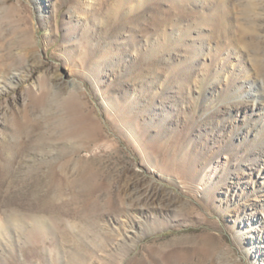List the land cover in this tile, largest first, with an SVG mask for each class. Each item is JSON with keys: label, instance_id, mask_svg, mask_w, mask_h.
<instances>
[{"label": "rangeland", "instance_id": "374dc122", "mask_svg": "<svg viewBox=\"0 0 264 264\" xmlns=\"http://www.w3.org/2000/svg\"><path fill=\"white\" fill-rule=\"evenodd\" d=\"M255 1L0 0V264H264Z\"/></svg>", "mask_w": 264, "mask_h": 264}, {"label": "bare ground", "instance_id": "6f19581e", "mask_svg": "<svg viewBox=\"0 0 264 264\" xmlns=\"http://www.w3.org/2000/svg\"><path fill=\"white\" fill-rule=\"evenodd\" d=\"M230 2V1H229ZM245 2V1H244ZM255 3H256V1L255 0H249V3L244 7L243 6V14H244V17L245 18H250V19H252L251 17V14H253V12H254V8H255ZM246 4V3H245ZM257 4V3H256ZM242 6V5H241ZM259 6V5H258ZM257 6V7H258ZM257 9V8H256ZM256 13V12H255ZM255 13H254V15H255ZM255 28V27H254ZM251 30V29H250ZM242 31L243 32H245L246 33V31H247V29H245L244 27H242ZM242 39H245V34L243 33V35H242ZM251 43V42H250ZM247 44L248 43H246V46H247ZM252 45V44H251ZM38 65H39V62L37 63ZM14 76V75H13ZM32 76H28V78H27V82L28 83H30V82H33L32 81ZM12 84H13V82H12Z\"/></svg>", "mask_w": 264, "mask_h": 264}]
</instances>
